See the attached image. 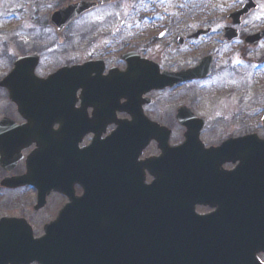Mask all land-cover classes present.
Masks as SVG:
<instances>
[{
	"label": "flooded vegetation",
	"instance_id": "flooded-vegetation-1",
	"mask_svg": "<svg viewBox=\"0 0 264 264\" xmlns=\"http://www.w3.org/2000/svg\"><path fill=\"white\" fill-rule=\"evenodd\" d=\"M121 1L77 0L68 5L84 2L90 8L60 31L50 18L49 23L56 33H60L69 31L82 19L88 33H100L98 28L102 26L104 18L101 23L95 21L92 17L94 11ZM239 1V6L223 13L199 11L198 3L201 0H184V3L175 0L188 11L158 12L154 6L152 14H139L140 25L146 21L147 26L159 31L158 39L169 42L170 52H163L166 56L155 50L150 53L143 45L123 52L122 47L114 41L96 45L93 49L74 50V54L81 52L79 59L82 60L59 66L45 77L36 75L45 79L62 68L88 66L83 72L85 92L81 89L74 92L72 107L56 108L54 111L57 115L53 112L51 132L37 134V142H27L15 166L10 171L2 170L7 179L26 178L35 170L36 179L40 165L34 164L48 155L50 168L46 175L55 179L53 189L43 194V188L29 184L22 185V188H1L5 192L20 191L22 196L30 193L33 200L32 205L26 203L27 206L22 202V207L31 212L29 217L22 213V217L2 218L22 220V228L29 229L30 236L38 240L46 236L45 228L68 207L67 228L56 227L54 237L58 239L65 232L75 235L79 231L76 228L81 227L82 234L85 233L87 237V251L94 258H99L100 264H123L124 259L134 260L133 264H137L141 251L154 246L139 244L138 240H156L161 236L180 238V243L170 244L172 248L179 249L180 256L203 258L202 254L199 256L191 249L198 248L204 234H208L210 239L214 238L211 248L227 244L226 249L234 256H242L241 250H247L248 255L254 252L255 258L264 264V247L258 246L264 244V187L261 185L260 171L255 174L258 179L252 182L247 178L252 175L251 165L247 161L243 165L244 174L240 176L236 173L241 165L240 157L229 150L218 151L228 141L251 134L263 140L264 136L250 133L247 125L245 128V125L210 124L208 118L199 113L197 115L196 111L185 105L173 108L169 114L159 113L161 119L154 117V111H160L163 106V102H158L161 95L173 94L175 90L193 85L202 95L200 89L208 87L222 72L233 75L235 70H247L250 78L264 82V0ZM246 1H249L250 10L233 17L232 13L242 8ZM227 30H230L229 37L226 36ZM197 32H204V35L191 38ZM262 33L263 36L256 39ZM132 52L134 55L128 64L123 60V55ZM33 55L39 59L37 71L44 56L40 50L23 57ZM160 55L163 59L168 57L182 65L175 68L166 66L159 59ZM206 58L210 59L208 76L182 84L181 87L138 92L135 86L127 83L141 81L145 84L159 75L192 69ZM216 79L211 83L212 89L223 91L219 84L214 88ZM74 80L70 79L71 87L76 83ZM182 106L204 121V124L197 123L195 128L199 131L201 152L205 154H201L198 146L197 151L192 150L187 156L168 157L163 166L166 187H130L134 180L138 182L143 179L145 184L153 181L144 163L149 158L157 157L159 152L152 142L140 156H136L135 161L137 150L133 147V141H128L129 138L134 139V135H123L122 131L145 130L149 126L145 123L152 122L169 131L170 146H178L183 143L187 133V128L177 122V113ZM131 110L135 113L140 111V115L132 117ZM260 111L262 117L264 106ZM24 123L22 120V125ZM78 128L85 133L78 134ZM261 128L264 130L262 122ZM135 136L138 137V134ZM253 153L254 150L247 149V155L243 154L244 159L251 162ZM41 220L44 221L40 223ZM27 239L24 236L22 240ZM223 255L215 252L207 257Z\"/></svg>",
	"mask_w": 264,
	"mask_h": 264
},
{
	"label": "water",
	"instance_id": "water-1",
	"mask_svg": "<svg viewBox=\"0 0 264 264\" xmlns=\"http://www.w3.org/2000/svg\"><path fill=\"white\" fill-rule=\"evenodd\" d=\"M88 8L90 6L84 3L67 6L55 12L51 17V22L60 31L71 20L88 10ZM248 8L249 5L245 10H248ZM245 10L243 8L232 16L238 17L243 12H246ZM226 36H230V31H227ZM260 36L262 34L257 36L256 39H259ZM209 63L210 59H205L196 69L178 75L156 76L145 84L141 81L127 83L135 86V90L138 92L172 87L180 82L204 78L208 74ZM36 65V57L19 58L15 61L9 75L0 81V88L7 91L8 98L16 106L18 114L28 122L26 126L22 127L16 126L9 119L0 120V167L7 171L12 169L20 160L22 148L26 146L27 142H37V134L51 132V127L54 124V121H52L55 113L54 110L56 108L72 107L74 92L78 89H81L83 93L85 92L83 90V72L88 67L87 65L74 67L69 70L66 68L62 69L46 80L35 78L34 69ZM71 78H75L74 81L76 82L73 83L72 87ZM77 80H80V82L77 83ZM143 85L144 87H142ZM132 116L137 115L134 113ZM177 119L179 124L188 128L186 141L180 148H169L167 145L168 132L153 124H150L151 132H148L146 137L139 135L138 154L150 140H155L161 151L159 158L147 162L149 166H152L153 162H158L157 169L161 171V174L150 172L155 179L150 187L167 186L165 174L161 168L166 162L167 157L186 156L187 154L185 153L191 147V140L195 143L196 147L199 146L197 141L199 131L195 128V123L197 124L201 121L194 120V117L185 109L179 111ZM262 121L264 123V117ZM76 132L81 135L85 133L81 128H78ZM138 133L141 134V132ZM77 141L75 142L76 147ZM247 149L254 150L251 162L244 159L245 156L243 154L247 155ZM224 150H232V152L236 150L234 154L240 157L241 165L236 172L238 175L243 176L245 161L251 165L252 175L250 177L247 176L250 181L255 182L258 179V176L255 174H258L260 171L261 185L264 187V141L258 140L255 136L245 137L229 141L218 149V151ZM48 161V158H43L44 173L48 171L46 166ZM256 166L258 167L257 170L255 169ZM34 173L35 171H32L26 178L5 179L0 183V186L4 188H17L29 184L37 188H43L45 190L43 194H47L49 190L53 189L55 179L52 176L41 173L37 174V178L35 179ZM242 178L244 179V177ZM41 182L42 185H39ZM134 186L138 188L146 187L143 185V179H139L137 183L135 182ZM68 214L69 212L65 216H68ZM53 231L54 227L49 228L47 239L33 241L30 239V230L22 228V220L2 219L0 221V264H28L33 261L39 264H100L99 258H94V256L90 255L89 250L87 251L88 243L85 233L75 235L74 239L72 234H66L55 244L51 239L54 236ZM22 236H26L28 239L23 241ZM138 243L143 245L154 244V246L141 251L142 253L139 254L137 264H236V262H241V264H260L255 259L254 252H250L248 255L247 250H241L243 252L242 256H234L230 255L226 249L227 244H218L214 249L211 248L214 244V238L210 239L208 234H204V240L198 243V248L191 249L192 252L199 256L202 254L203 258H193L191 256L184 258L180 256L179 249L176 250L170 246V244L180 243V238H171L169 236H161L156 240H144L140 238ZM250 243L252 242H249V245H252ZM237 244L243 245L242 243ZM245 244L247 245L248 243ZM258 246L264 247V244H259ZM215 252L224 255L207 257ZM122 262L123 264H133L134 260L124 259Z\"/></svg>",
	"mask_w": 264,
	"mask_h": 264
},
{
	"label": "rangeland",
	"instance_id": "rangeland-1",
	"mask_svg": "<svg viewBox=\"0 0 264 264\" xmlns=\"http://www.w3.org/2000/svg\"><path fill=\"white\" fill-rule=\"evenodd\" d=\"M76 2L77 0H0V81L11 71L17 58L40 50L44 56L36 71V75L40 77H45L59 66L82 60L79 59L81 52L74 54V50L93 49L96 45L114 41L122 47L123 52L143 45L150 53L155 50L166 56L163 52H170L169 42L158 39L159 31L147 26L146 21L144 25H140L139 14H152L154 6L158 12L188 11L187 8H181V4L175 0H122L118 4L106 5L94 11L92 17L95 21L101 23L104 18L102 26L98 28L100 33H88L82 19L69 31L56 33L49 23L52 12ZM239 4V0H201L198 9L203 13H223ZM191 5L194 7V3ZM161 55L159 59L166 66L175 68L182 65L168 57L163 59ZM199 59L200 57L197 58ZM211 83L200 89L203 96L197 92L196 85L175 90L176 93L173 94L161 95L158 102H163V106L160 111H154V117L161 119L159 113L169 114L173 108L185 105L190 106L197 115L199 113L208 118L210 124L245 125V128L249 126L250 133L264 136L260 121V110L264 106V82L253 80L247 70L239 69L233 75L228 72L218 75L214 88L219 84L223 91L213 90ZM2 118L22 122L6 92L0 88V120ZM5 174L0 168V182ZM32 201L30 193L22 196L20 191L5 192L0 187V218L22 217V213L26 218L29 217L31 212L22 207V202L32 205Z\"/></svg>",
	"mask_w": 264,
	"mask_h": 264
}]
</instances>
